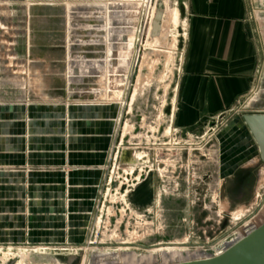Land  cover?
<instances>
[{
	"label": "rangeland",
	"instance_id": "1",
	"mask_svg": "<svg viewBox=\"0 0 264 264\" xmlns=\"http://www.w3.org/2000/svg\"><path fill=\"white\" fill-rule=\"evenodd\" d=\"M122 1L0 0V112L55 105L77 111L79 106L117 104V131L104 169L108 176L94 213L88 215L86 243L97 244L92 251L110 249L104 258L114 260L118 255L111 256L113 250L125 245L133 251L139 247L132 245L140 243L150 248L162 242L190 249L212 245L264 205V163L243 124L245 115L264 114V0H246V14L255 21L261 47L255 88L232 111L191 128H180L175 114L180 116L183 109L179 82L195 0H146L141 7ZM139 13L140 38L134 46ZM110 47L115 58L108 53ZM115 68L105 92L102 82ZM19 70H24L23 77ZM125 150L136 153L139 163L122 161ZM242 152L243 160L234 163ZM50 171L0 167V173L26 176ZM142 192L144 202L152 198L151 214L145 212L146 205L139 208L143 201L138 206L131 202ZM8 231L0 230V264H50L48 256L83 251L34 245L25 228L17 232L22 242L12 243L1 237ZM42 246L45 255L36 254ZM98 255L92 253L91 260L97 262L102 258Z\"/></svg>",
	"mask_w": 264,
	"mask_h": 264
},
{
	"label": "crops",
	"instance_id": "2",
	"mask_svg": "<svg viewBox=\"0 0 264 264\" xmlns=\"http://www.w3.org/2000/svg\"><path fill=\"white\" fill-rule=\"evenodd\" d=\"M246 3L195 0L194 14L188 20L190 43L179 82L183 109L180 116L175 114L180 128L195 127L203 119L232 111L255 88L261 47L255 21L246 14ZM110 9L106 17L108 34ZM71 46L69 42V53ZM108 53L115 58L111 47ZM19 71L23 77L24 70ZM115 73L116 68L106 74L102 82L105 92ZM116 105L79 106L77 111L69 105H55L28 112L17 108L0 112V167L52 170L31 176L0 173V230H10L2 233V238L22 242L18 231L25 228L31 232L29 242L37 246L81 247L86 243L88 215L94 213L108 176L104 169L120 115ZM243 155L233 162H241ZM145 195L139 193L137 199L144 201Z\"/></svg>",
	"mask_w": 264,
	"mask_h": 264
},
{
	"label": "bare ground",
	"instance_id": "3",
	"mask_svg": "<svg viewBox=\"0 0 264 264\" xmlns=\"http://www.w3.org/2000/svg\"><path fill=\"white\" fill-rule=\"evenodd\" d=\"M124 2L128 4H131V3L139 4V6L146 4V0H124ZM108 7H106V9ZM137 13L138 12H136V14ZM137 16H138V18H136L137 19V31L135 33L134 39L131 42V44L133 43L132 45L134 46L137 44L140 38L139 34H140L141 23H142V14L139 13ZM263 211H264V208H262L255 217L251 218L250 221L245 222L242 226L236 228L233 231L234 234L232 235V237L228 236L224 238L220 243H218L216 247L208 246V247H204L200 249H195V248L190 249V248L185 247L186 244H176L172 246L167 245V246H160L159 248L155 247V248H148V249L139 247V249L135 248V251H133V249H130L132 247H130L129 245L128 246L125 245L126 248L118 247L117 249L113 250L114 252H112L111 256L118 255V257L115 260L111 259L113 257L104 258V256H107V254H109V251H111L110 249H107L105 251L102 249L92 251V249L95 248L94 246L97 244L86 243L84 244L85 245L84 247H77V248H80V249L82 248L83 250L82 252L84 253L82 264H134L135 262H136L135 264H189V263H193L196 261H200L201 257L211 258L212 256L213 257L216 256L219 248L223 246H227V244H232L236 240L237 242L240 241L248 234V232H251L252 230L260 227L264 223V214L262 215ZM42 247L43 248H40V249L39 247L36 248L35 253L38 255H45L44 253L45 247L44 246ZM70 248H72V246H70ZM2 249L3 248H0V251ZM11 249H9V251H11ZM139 250L142 251L143 253L138 252ZM22 252H24V250ZM128 252H131V255L126 257L128 255ZM92 253H97L99 254L98 255L99 257H102V258H99V260L97 261L98 263H95L96 262L95 259L91 260ZM136 257H138L137 259L138 261L135 259ZM129 261H134V263H129Z\"/></svg>",
	"mask_w": 264,
	"mask_h": 264
},
{
	"label": "water",
	"instance_id": "4",
	"mask_svg": "<svg viewBox=\"0 0 264 264\" xmlns=\"http://www.w3.org/2000/svg\"><path fill=\"white\" fill-rule=\"evenodd\" d=\"M157 19H161L160 14L157 16ZM243 124L255 143L259 160L264 163V114L253 113L245 115L243 116ZM122 161H128L130 164L139 163L136 159V153H132L131 150L123 152ZM233 234L234 232L232 231L221 238L220 241L209 246L216 247L224 238L228 236L232 237ZM67 248H70V246ZM29 256H31V253ZM83 257L84 253L77 251L75 254L67 256H48L47 261L50 264H82ZM189 264H264V223L260 227L248 232L240 241L237 242L236 240L232 244L219 248L216 256H212L211 258L201 257L200 261Z\"/></svg>",
	"mask_w": 264,
	"mask_h": 264
},
{
	"label": "flooded vegetation",
	"instance_id": "5",
	"mask_svg": "<svg viewBox=\"0 0 264 264\" xmlns=\"http://www.w3.org/2000/svg\"><path fill=\"white\" fill-rule=\"evenodd\" d=\"M124 198H126L127 199V197L125 196ZM162 197H158V200L160 199V200H162L161 199ZM129 199V198H128ZM137 201H138V199L137 198H135V197H132V199H131V202H133L132 204H134V205H137L138 206V204H136L137 203ZM145 201V200H144ZM143 201V205H141V207L139 206V208H142L141 210H144V209H147V208H145L146 206L148 207V209L145 211L146 213H148V214H151L150 213V209H151V206H150V204H151V201H152V198L151 199H147L146 200V202H144ZM146 205V206H145ZM143 206V207H142ZM150 206V207H149ZM140 211V210H139ZM144 212V213H145ZM133 213V212H132ZM176 244H180V243H166V242H162V243H157L154 247H157V246H172V245H176ZM132 246H136V247H141V248H150V247H147L146 245H144V244H142V243H140V244H133Z\"/></svg>",
	"mask_w": 264,
	"mask_h": 264
},
{
	"label": "built area",
	"instance_id": "6",
	"mask_svg": "<svg viewBox=\"0 0 264 264\" xmlns=\"http://www.w3.org/2000/svg\"><path fill=\"white\" fill-rule=\"evenodd\" d=\"M263 207H264V205H263ZM263 207H262V208H263ZM215 243H216V242H215ZM208 246H209V245H208ZM208 246H204V247H208ZM204 247H203V248H204Z\"/></svg>",
	"mask_w": 264,
	"mask_h": 264
}]
</instances>
